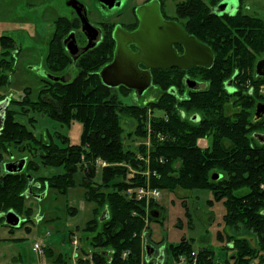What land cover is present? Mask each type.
<instances>
[{
    "label": "trees",
    "instance_id": "obj_1",
    "mask_svg": "<svg viewBox=\"0 0 264 264\" xmlns=\"http://www.w3.org/2000/svg\"><path fill=\"white\" fill-rule=\"evenodd\" d=\"M222 1L184 0L177 5L184 27L209 45L216 56L213 67L202 73L210 81V87L185 106L188 113L199 110L209 114L212 103L216 104L223 94L224 84L237 72L241 77L245 74L239 78V89L248 80L254 86L264 84V79H257L253 74L258 59L264 58V19L242 13L236 17L211 15L212 8ZM72 28L67 18L55 22L46 57L47 72L54 74L56 65L67 58L62 52V41ZM16 47L12 37L0 36V87L8 84V73L14 71L21 52ZM99 69L93 56L86 66H80L78 76L71 82L42 80L36 100L32 99L36 94L32 90L25 91L21 101L11 100L0 135V210L15 212L24 219L22 226H27L33 222L34 212L32 206L26 205L30 199L25 195L30 178L35 184H41L38 194L47 192L48 196L49 190H55L67 197L69 190L78 185L77 174L82 173L84 177L79 185L86 190V200L96 207L93 219L84 228L82 253L89 259H80L79 264H141L147 210H150L149 222L160 224L165 221L166 211L155 201L147 204L146 200L129 195V190L150 186L170 194L179 190L206 191L212 195L207 201L209 208L219 203L225 207L224 228L252 231L258 240L230 234L227 229L219 231L216 237L224 245L222 250L231 251L232 255L220 261L214 250L205 247L199 251V264L254 261L264 264V145L251 141V132L264 130V121L249 129L248 118L225 125L213 122L210 117L198 127L181 118L177 101L172 97L147 106H124L102 85ZM170 86L169 83L167 87ZM149 111L153 115L158 111L161 115L148 118ZM32 113L44 115L58 126L57 130L48 137H38L24 122L17 120L20 115ZM123 116L136 123L134 131L127 135L120 124ZM76 122L81 124L82 134L80 141L73 143L70 136L59 130L62 127L70 130ZM29 123L35 127L37 119L30 118ZM211 135L214 145L200 147L199 141ZM135 139L148 140L149 144L133 147L128 140ZM11 150L18 152V158L27 159V166L20 174L3 171L4 153ZM98 160L109 166L99 168ZM43 168L61 172L36 178L34 174ZM215 175L221 177L214 179ZM182 206L192 219L186 201ZM106 211L108 217L102 220ZM153 212L162 215L155 218ZM26 231L31 233L27 227ZM194 243V239L183 238L177 246H170L172 256L189 255L194 251ZM44 251L53 259V264H69L64 253L55 257L51 249L46 247Z\"/></svg>",
    "mask_w": 264,
    "mask_h": 264
},
{
    "label": "rangeland",
    "instance_id": "obj_2",
    "mask_svg": "<svg viewBox=\"0 0 264 264\" xmlns=\"http://www.w3.org/2000/svg\"><path fill=\"white\" fill-rule=\"evenodd\" d=\"M68 1L0 0V36L12 37L16 42V49L21 51L17 57L14 71L8 73V84L0 87V101H4L5 97L21 101L24 98L25 91L29 90H32V93H36L32 96V99H37V91L42 83L41 76L38 75V72L30 70L29 67L38 66L39 68L43 67L46 71L49 70L46 65V56L48 55L50 41L55 31V22L62 17L70 19L74 15L73 10L67 5ZM142 1L133 0V2H129V4L120 10L123 11V14L120 16L117 13L106 14L98 12L97 7H100L98 1L90 0L88 9L90 19L96 24L127 23L133 19L132 10L134 6ZM179 1L184 0H164L170 16L175 15V4ZM229 1H232V6L237 7V0ZM245 3L248 4L247 12L249 14L264 19V0H245ZM230 11L229 9L228 12ZM118 101L124 106H131L136 103L141 104L143 102L142 100L140 102L139 99H135L133 95L127 97L119 96ZM150 112H148V118L161 115L158 111L154 112V115ZM32 117L37 119L35 127L29 123V119ZM17 120L24 122L38 137L43 136V138L48 137L49 133L55 132L58 128L51 121L49 122L44 115L39 114L20 115ZM120 120V124L125 130L126 135L134 131L136 123L133 119L123 116ZM59 131L70 136L73 143H78L82 134V126L76 122L70 130L62 127ZM147 141L135 139L134 141L128 140V143L133 147H137ZM210 144L211 142L204 140L199 142V146L203 149L208 148ZM18 159L23 158H18V152L15 150L4 153L3 171L6 163ZM60 172V170L43 168L40 173H36L34 176L36 178L51 177L55 173ZM131 172L135 173L134 170ZM83 177L82 173L77 174L76 181L78 185L69 190L67 197L60 195L55 190H49L47 198L42 201H38L35 198L27 200V207L32 206L34 209L32 215L33 222L27 226H22L21 224L17 229L11 228L6 224L4 218V215L9 213V211L0 210V264H14L16 261L18 264H20L19 262L21 264H53V259H49L45 254L44 249L46 247L53 251L55 257L64 253L67 256L69 264H79L80 259H89V257L84 256L82 253V249L85 247L84 237L86 236L84 228L93 219V210L96 206L86 200V190L79 185ZM32 185L35 192L41 193V191L36 189V187L41 188L40 183L35 184L33 180ZM169 198V210L164 212V214L160 211L165 217L163 224L167 228L163 231L165 244L160 246L164 248L153 245L150 241V236L148 237V233L150 232L149 225L152 223L149 222L150 210L148 208L146 226L142 233V254L143 252L146 253L145 244L149 242L156 248L154 258L156 256L159 257L161 249H163L165 261L172 262L175 257L171 254L170 246H177L183 238H186L195 240V251H200L205 247L214 250L220 261H224L229 255H232L231 251L225 252L222 250L224 245L217 240V233L227 229L223 225L225 207L219 203L213 208H209L207 201L212 199L211 193L206 191L189 192L179 190L175 194H170ZM162 199L163 194L155 201L158 203ZM183 201H186L192 219L185 214L186 210L182 206ZM150 202L151 200L147 204ZM161 213H159L158 218L161 217ZM179 223L181 226H179ZM26 227L31 230V233L26 231ZM227 232L241 237H249L254 242L258 240L256 234L252 231L242 230L239 232L227 229ZM36 244L43 248V252H38L35 249ZM16 259H19V261Z\"/></svg>",
    "mask_w": 264,
    "mask_h": 264
},
{
    "label": "flooded vegetation",
    "instance_id": "obj_3",
    "mask_svg": "<svg viewBox=\"0 0 264 264\" xmlns=\"http://www.w3.org/2000/svg\"><path fill=\"white\" fill-rule=\"evenodd\" d=\"M97 1L99 3L98 5L100 6L97 7L98 12L106 14L117 13V15L120 16L123 14V11L120 10L129 4V2H133V0H108L109 5H104L99 0ZM152 2H158L162 18L166 22H175L179 24L185 30L188 36L195 37L199 42H201L194 34L190 33L184 27L182 19L179 18L177 14V5L183 1H179L175 4L174 16L169 15L164 0H143L141 3L134 6L132 10V21L121 24H96L90 19L88 10L90 0H69L67 5L73 10L74 15L72 18L67 19L72 22L73 28L67 33L62 41V52L67 56V58H65L62 63L56 65L54 74H51L44 70L43 67L39 68L38 66H30V70L38 72V75L41 76V81L48 79L50 81L56 82L50 79V77H54L60 78V80L57 82L67 83L74 80L80 72V66H86V64L94 56L97 58L98 65H100V69L97 73L102 85L107 88L112 96L127 97L133 95L135 99H139L140 102L141 100L143 101L141 104L136 103L133 105L147 106L148 104L154 103L155 101L172 97L177 101L181 118L184 121H190L198 127L204 125V123L210 117H212L213 122L220 121L225 125L226 123L230 125L232 122L239 123L240 121H247L248 118L249 124L247 125V128L249 129H251L254 125H261V123L264 121V84H261L260 86H254L252 81L248 80L246 84L242 85V89H239V78L244 77V72H242V74H244L242 77L240 76V72H237L233 78L229 79L224 84V92L223 94L221 93L217 98L218 102L216 104L212 103L213 109H211L209 114L205 111L199 110L193 113H188L185 110V106L187 104H190L192 101H194V99L196 100V97L199 95V93L208 91L210 87V81L205 80L202 73L204 69H211L213 67L216 56L214 50L203 42L201 43L209 47L214 54V63L210 68L197 65L192 66L189 63H183L184 66L189 67L188 69L181 67L151 68L144 63H139L137 79H143L142 82H147L148 86L146 88L140 87L131 89L123 84L114 88H110L104 84L101 72L106 67L111 65L115 60L118 48L117 40L115 38V32L117 28L119 27L129 34L137 31L140 26V20L137 15L138 8ZM224 3L227 5L220 7V5ZM70 4H77L78 9L70 6ZM231 4L232 1L223 0L217 6L212 8L210 14L219 17H236L240 13L244 15L249 14L247 12L248 4L245 3V0H237V7H234ZM229 9L231 10L230 12H228ZM88 23L93 27V29L88 26ZM159 38L161 39V37ZM153 40L157 43L159 42L158 38ZM128 49L133 54H138L140 52L136 45H131ZM173 49L179 58H183L186 55V47L183 44L176 43L173 45ZM73 51H75L74 54H72ZM150 56V63L152 65L158 64V62L163 64L162 59L167 57V53L160 50L151 52ZM263 60L264 58H259L256 62L255 72L253 74L257 79H264V77L257 75V65ZM62 79L64 81H62ZM114 80H118V78H115ZM169 83L172 84V86L167 87ZM240 93L242 95H240ZM215 105L218 107L215 108ZM203 140L206 142H211L209 147L214 145L212 135L203 138L200 141ZM251 141L252 144L264 145V130L254 129L251 132ZM225 143L227 144L228 142L226 141ZM216 176L217 175L214 177ZM36 189L39 190L41 188L36 187Z\"/></svg>",
    "mask_w": 264,
    "mask_h": 264
},
{
    "label": "water",
    "instance_id": "obj_4",
    "mask_svg": "<svg viewBox=\"0 0 264 264\" xmlns=\"http://www.w3.org/2000/svg\"><path fill=\"white\" fill-rule=\"evenodd\" d=\"M99 1L104 5H109L108 0ZM223 5L227 4H221L220 7ZM70 6L78 9L77 4H70ZM137 15L140 20V26L137 31L129 34L118 27L115 32V38L118 45L115 60L101 72L106 86L114 88L123 84L131 89L140 87L146 88L148 83L142 82L143 79H137L139 63H144L151 68L181 67L188 69L189 67L184 66L183 63H189L192 66L197 65L205 68L212 67L214 63V54L212 50L199 42L195 37L188 36L179 24L175 22H166L162 18L158 2H152L138 8ZM88 26L93 29L89 23ZM159 37H161V39ZM155 38L159 39L158 43L153 40ZM176 43L183 44L186 47V55L183 58H179L173 49V45ZM131 45H136L140 52L138 54L131 53L128 49ZM160 50L167 53V57L162 59L163 64L158 62V64L152 65L150 63L151 52ZM74 52L75 51H73L72 54H74ZM257 75L264 77V60L257 65ZM115 78H118V80H114ZM50 79L56 82L60 80V78L54 77H50ZM62 81L64 80L62 79ZM10 103V98H7L0 103V135L5 126L6 111ZM26 166V159H18L6 163L4 165V171L7 174H20L25 170ZM220 177V175H217L214 179ZM32 184L33 179L30 178V184L25 193L26 197H32L38 201L45 199L47 197V192L43 194L35 193ZM152 215L155 218L159 217L158 212H153ZM107 217L108 212L106 211L102 220ZM4 218L6 224L13 228H19L24 222L22 217L13 211L5 214ZM145 252L146 261H151L154 259L156 248L151 243L146 242ZM164 259V250L161 249V255L157 258V264H163Z\"/></svg>",
    "mask_w": 264,
    "mask_h": 264
},
{
    "label": "built area",
    "instance_id": "obj_5",
    "mask_svg": "<svg viewBox=\"0 0 264 264\" xmlns=\"http://www.w3.org/2000/svg\"><path fill=\"white\" fill-rule=\"evenodd\" d=\"M163 138V137H162ZM147 145L149 144V141L146 142ZM143 159V158H141ZM97 166L99 168H104L109 166V164L103 160H98L97 161ZM262 189H264V185L262 186ZM129 195H135L139 200H146L148 201H155L157 199L160 198V196H162V191L158 190V189H152L150 186L147 187H142V188H137V189H131L128 192ZM156 202V201H155ZM160 248H164V247H160ZM35 249L38 252H43V248L40 247V245L36 244L35 245ZM157 257L152 259L151 261H146V253L143 252L142 254V264H157ZM200 263V256H199V251H192L189 255L187 254H179L177 257H175L172 262L169 261H165L163 264H199ZM250 264H258L257 262H252Z\"/></svg>",
    "mask_w": 264,
    "mask_h": 264
},
{
    "label": "crops",
    "instance_id": "obj_6",
    "mask_svg": "<svg viewBox=\"0 0 264 264\" xmlns=\"http://www.w3.org/2000/svg\"><path fill=\"white\" fill-rule=\"evenodd\" d=\"M163 199L158 202L160 208L163 211H168L170 208V193L168 191H163ZM165 222V221H164ZM150 241L153 245L160 247L161 245L165 244V237L163 235V231L167 228L165 224H160L158 222L150 223Z\"/></svg>",
    "mask_w": 264,
    "mask_h": 264
},
{
    "label": "bare ground",
    "instance_id": "obj_7",
    "mask_svg": "<svg viewBox=\"0 0 264 264\" xmlns=\"http://www.w3.org/2000/svg\"><path fill=\"white\" fill-rule=\"evenodd\" d=\"M159 249V248H158ZM159 253V252H158ZM161 255V254H160ZM168 257V256H167Z\"/></svg>",
    "mask_w": 264,
    "mask_h": 264
}]
</instances>
